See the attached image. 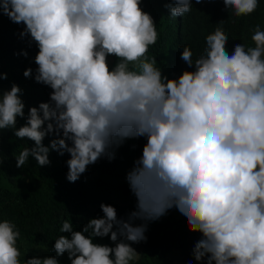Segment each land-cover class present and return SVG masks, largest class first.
<instances>
[{"label":"clouds","instance_id":"obj_1","mask_svg":"<svg viewBox=\"0 0 264 264\" xmlns=\"http://www.w3.org/2000/svg\"><path fill=\"white\" fill-rule=\"evenodd\" d=\"M143 2L0 0V15L23 25L20 38L37 49L23 76L51 89L26 115L20 86L0 83V130L34 142L14 156L17 168L67 153L75 183L126 140L146 141L126 174L136 198L126 219L101 203L103 216L79 231L63 220L59 231L69 235L55 239V256L23 259L20 229L2 219L0 264H61L65 254L70 264H137L132 245L147 242L149 223L172 209L200 234L191 250L198 264H264V0H170L185 27L171 67L149 55L159 33ZM250 27L255 46L237 44ZM4 160L0 147V168ZM105 237L111 244L94 242Z\"/></svg>","mask_w":264,"mask_h":264},{"label":"trees","instance_id":"obj_2","mask_svg":"<svg viewBox=\"0 0 264 264\" xmlns=\"http://www.w3.org/2000/svg\"><path fill=\"white\" fill-rule=\"evenodd\" d=\"M169 2L170 0H144L142 4L144 10L154 17L159 33L156 44L149 48V55L157 57V66H172L171 45L177 31L185 28L180 17L170 16L165 7ZM260 25L264 30V12ZM22 29L23 25L14 24L7 16L0 15V71L8 76L0 83L5 89L10 88L12 83L20 86L27 115L28 107L48 101L51 89L23 76L26 68L36 67L32 57L37 49L35 45L29 49L26 41L20 38L19 32ZM251 29L252 27L246 31L237 44L255 46L251 40ZM232 33V30L226 32L229 37L228 48L232 42ZM232 48L233 46L230 47V52ZM22 50L29 52L28 58L16 55ZM109 62L111 64L115 61L110 57ZM186 67L183 64V70ZM24 122L18 118L17 127ZM0 131V147L5 157L3 167L0 168V220H11L20 229L22 240L18 244L22 259L25 258V253L26 258L34 255L55 256V239L59 235H69L59 231L63 220H71L74 230L79 231L88 219L103 216L101 203L114 206L118 218L126 219L127 214L135 210L136 198L129 188L126 174L133 167L134 160L142 154V147L146 142L143 138L126 140L119 148L114 149V159L109 161L101 158L96 164L90 165L78 181L72 183L66 179L67 153L59 156L51 151V164L48 166L39 167L30 157L23 169L17 168L14 156L18 155L22 147H31L34 142L17 139L10 129ZM51 138L53 137L45 138V146ZM146 235L147 242L132 245L141 253L137 264H189V261L191 264H198L191 256V250L200 234L188 231L177 210H169L167 215L150 222ZM94 242L111 244L107 237L94 238ZM60 260L61 264H70L67 254Z\"/></svg>","mask_w":264,"mask_h":264},{"label":"rangeland","instance_id":"obj_3","mask_svg":"<svg viewBox=\"0 0 264 264\" xmlns=\"http://www.w3.org/2000/svg\"><path fill=\"white\" fill-rule=\"evenodd\" d=\"M136 250H138V248L137 247H134Z\"/></svg>","mask_w":264,"mask_h":264}]
</instances>
